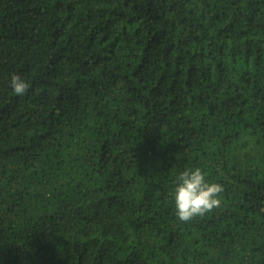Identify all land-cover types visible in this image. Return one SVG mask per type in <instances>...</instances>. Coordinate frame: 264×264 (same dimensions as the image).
<instances>
[{"label": "trees", "instance_id": "16d2710c", "mask_svg": "<svg viewBox=\"0 0 264 264\" xmlns=\"http://www.w3.org/2000/svg\"><path fill=\"white\" fill-rule=\"evenodd\" d=\"M0 264H264V0H0Z\"/></svg>", "mask_w": 264, "mask_h": 264}, {"label": "clouds", "instance_id": "9594fccd", "mask_svg": "<svg viewBox=\"0 0 264 264\" xmlns=\"http://www.w3.org/2000/svg\"><path fill=\"white\" fill-rule=\"evenodd\" d=\"M11 91L17 96L27 93L29 84L25 78L13 73L9 80ZM220 183L210 181L200 166L187 167L179 172L172 190L175 215L182 222L203 216L220 205Z\"/></svg>", "mask_w": 264, "mask_h": 264}]
</instances>
